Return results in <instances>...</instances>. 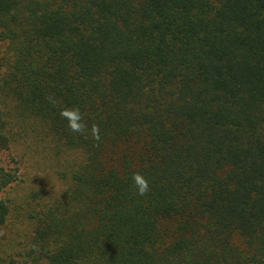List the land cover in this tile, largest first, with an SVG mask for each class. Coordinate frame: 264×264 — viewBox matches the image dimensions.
Here are the masks:
<instances>
[{
	"label": "trees",
	"instance_id": "obj_1",
	"mask_svg": "<svg viewBox=\"0 0 264 264\" xmlns=\"http://www.w3.org/2000/svg\"><path fill=\"white\" fill-rule=\"evenodd\" d=\"M0 43L14 109L78 154L39 256L264 264V0H0ZM72 107L86 134L61 117ZM14 179L0 164V190Z\"/></svg>",
	"mask_w": 264,
	"mask_h": 264
},
{
	"label": "rangeland",
	"instance_id": "obj_2",
	"mask_svg": "<svg viewBox=\"0 0 264 264\" xmlns=\"http://www.w3.org/2000/svg\"><path fill=\"white\" fill-rule=\"evenodd\" d=\"M10 52L0 43V82ZM0 106V124L9 138L8 147L0 150V164L15 176L0 190L8 205L0 224V264H49L35 247L36 230L46 210L59 211L63 206L78 154L68 150L42 121L15 110L1 88Z\"/></svg>",
	"mask_w": 264,
	"mask_h": 264
},
{
	"label": "clouds",
	"instance_id": "obj_3",
	"mask_svg": "<svg viewBox=\"0 0 264 264\" xmlns=\"http://www.w3.org/2000/svg\"><path fill=\"white\" fill-rule=\"evenodd\" d=\"M61 117L67 121L68 128L78 134H86L88 124L83 118V114L77 107L63 108L60 112ZM91 135L94 139H100V128L98 125L91 126ZM132 180L136 188L137 195L145 196L149 192V182L142 173L135 172L132 174Z\"/></svg>",
	"mask_w": 264,
	"mask_h": 264
}]
</instances>
